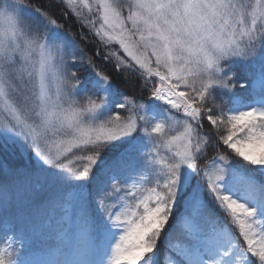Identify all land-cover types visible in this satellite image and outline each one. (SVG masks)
<instances>
[{
	"label": "snow or ice",
	"instance_id": "1",
	"mask_svg": "<svg viewBox=\"0 0 264 264\" xmlns=\"http://www.w3.org/2000/svg\"><path fill=\"white\" fill-rule=\"evenodd\" d=\"M58 7L123 87L0 0V264H264V0Z\"/></svg>",
	"mask_w": 264,
	"mask_h": 264
},
{
	"label": "trees",
	"instance_id": "2",
	"mask_svg": "<svg viewBox=\"0 0 264 264\" xmlns=\"http://www.w3.org/2000/svg\"><path fill=\"white\" fill-rule=\"evenodd\" d=\"M32 2L38 6H44L51 9L58 22L63 25V32L65 33L67 39L73 42L71 50L77 55L83 53L84 63H78L76 65V67L80 69L81 73L85 75L92 74L87 64L88 58H92L97 70L112 75L115 82L123 87L120 77L114 71L115 61H106L102 59V55L107 52V48L100 44L98 38H96L80 20H78L69 11L58 7L61 0H32ZM115 47L117 48L118 46L115 45ZM97 50L100 51V56L96 55ZM238 91L243 93L244 90L238 89ZM5 159L12 164H20L22 162L26 163L28 160V154L21 151V149L14 150L13 148H8L6 151H0V161Z\"/></svg>",
	"mask_w": 264,
	"mask_h": 264
},
{
	"label": "rangeland",
	"instance_id": "3",
	"mask_svg": "<svg viewBox=\"0 0 264 264\" xmlns=\"http://www.w3.org/2000/svg\"><path fill=\"white\" fill-rule=\"evenodd\" d=\"M117 46H118V45H117ZM112 47L114 48L115 45H112ZM115 49L118 50V47H117V48L115 47ZM120 54L123 55L122 52H121ZM21 151H23V150H21ZM164 252H165V249L163 248V246H161V247H160V253H161V254L157 257V264H163Z\"/></svg>",
	"mask_w": 264,
	"mask_h": 264
}]
</instances>
